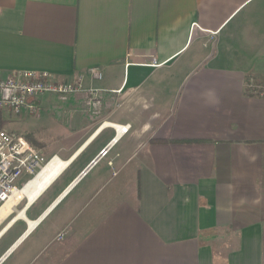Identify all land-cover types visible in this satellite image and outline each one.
Listing matches in <instances>:
<instances>
[{
	"label": "crops",
	"instance_id": "obj_1",
	"mask_svg": "<svg viewBox=\"0 0 264 264\" xmlns=\"http://www.w3.org/2000/svg\"><path fill=\"white\" fill-rule=\"evenodd\" d=\"M0 9V77L81 74L101 100L47 94L16 121L0 110V130L68 162L0 218V264H264V0Z\"/></svg>",
	"mask_w": 264,
	"mask_h": 264
},
{
	"label": "built area",
	"instance_id": "obj_2",
	"mask_svg": "<svg viewBox=\"0 0 264 264\" xmlns=\"http://www.w3.org/2000/svg\"><path fill=\"white\" fill-rule=\"evenodd\" d=\"M88 73L93 80H102L104 77L98 67L90 68ZM81 93L89 96L88 108L99 111L101 100L98 89H86L84 76L81 74L73 81L63 82L46 71L14 70L8 76L0 77V110H9L17 115L26 110L31 115H38L40 108L35 103L38 97L52 94L61 101H67L72 95ZM259 94L264 95V90ZM110 125L120 136L128 133L131 128L129 124L123 126L109 123ZM101 153L105 155L107 150ZM56 157L58 156L48 160L24 136L0 130V208L10 201L16 191L34 180ZM64 236V233L60 234L58 240H63Z\"/></svg>",
	"mask_w": 264,
	"mask_h": 264
},
{
	"label": "bare ground",
	"instance_id": "obj_3",
	"mask_svg": "<svg viewBox=\"0 0 264 264\" xmlns=\"http://www.w3.org/2000/svg\"><path fill=\"white\" fill-rule=\"evenodd\" d=\"M105 126H109V123H104L102 127ZM119 136L120 134H118ZM67 166L68 162L59 159V157L52 159L34 180L28 183L23 189L16 191L10 201L0 208V218L11 212L23 199L26 201L27 206L34 203L46 191L48 186L60 176ZM20 216L24 218L25 212H20ZM30 224L31 229H33L37 222H31Z\"/></svg>",
	"mask_w": 264,
	"mask_h": 264
},
{
	"label": "rangeland",
	"instance_id": "obj_4",
	"mask_svg": "<svg viewBox=\"0 0 264 264\" xmlns=\"http://www.w3.org/2000/svg\"><path fill=\"white\" fill-rule=\"evenodd\" d=\"M257 85V84H256ZM255 87V86H254ZM253 87V88H254ZM255 90H257V91H259V93H261L263 90H264V87L263 88H258V87H256V89ZM256 91V92H257ZM258 93V92H257ZM25 116V113L24 112H22L20 115H17V114H14L13 113V116H12V121H16L19 117H24ZM104 167V163H101L98 167H97V169L95 170V172L92 174V176H94L96 173H98V171H100L102 168ZM27 179V177L24 179V180H26ZM90 179V178H89Z\"/></svg>",
	"mask_w": 264,
	"mask_h": 264
}]
</instances>
